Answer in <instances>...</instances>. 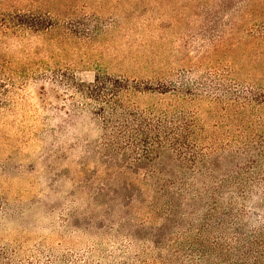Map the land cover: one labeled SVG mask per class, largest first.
Instances as JSON below:
<instances>
[{
  "label": "trees",
  "instance_id": "16d2710c",
  "mask_svg": "<svg viewBox=\"0 0 264 264\" xmlns=\"http://www.w3.org/2000/svg\"><path fill=\"white\" fill-rule=\"evenodd\" d=\"M237 1L220 0L215 14ZM248 35L263 46L254 72H264V31ZM199 70L155 85L71 80L101 137L69 180L65 227L87 243L54 264H264V84ZM5 92L0 79V107Z\"/></svg>",
  "mask_w": 264,
  "mask_h": 264
},
{
  "label": "rangeland",
  "instance_id": "374dc122",
  "mask_svg": "<svg viewBox=\"0 0 264 264\" xmlns=\"http://www.w3.org/2000/svg\"><path fill=\"white\" fill-rule=\"evenodd\" d=\"M219 7L220 0H0V264H52L55 255H81L87 243L65 227L75 205L70 181L101 127L73 78L155 85L195 67L196 77L233 69L241 81L253 73L264 84L263 68L254 72L263 46L248 35L264 31V0L215 14ZM61 148L65 160L54 155Z\"/></svg>",
  "mask_w": 264,
  "mask_h": 264
}]
</instances>
